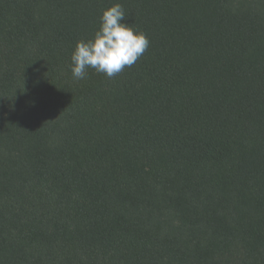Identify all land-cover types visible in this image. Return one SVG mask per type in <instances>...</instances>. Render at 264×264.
I'll use <instances>...</instances> for the list:
<instances>
[{"label": "trees", "instance_id": "obj_1", "mask_svg": "<svg viewBox=\"0 0 264 264\" xmlns=\"http://www.w3.org/2000/svg\"><path fill=\"white\" fill-rule=\"evenodd\" d=\"M0 264H264V0H0Z\"/></svg>", "mask_w": 264, "mask_h": 264}, {"label": "clouds", "instance_id": "obj_2", "mask_svg": "<svg viewBox=\"0 0 264 264\" xmlns=\"http://www.w3.org/2000/svg\"><path fill=\"white\" fill-rule=\"evenodd\" d=\"M124 20L125 12L120 4L102 12L94 37L78 41L72 53L74 79H84L88 68L114 78L126 67L133 66L147 51L150 41L146 35L123 23Z\"/></svg>", "mask_w": 264, "mask_h": 264}]
</instances>
